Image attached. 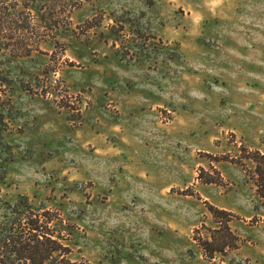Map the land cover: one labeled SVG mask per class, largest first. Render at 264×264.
<instances>
[{
  "label": "rangeland",
  "instance_id": "374dc122",
  "mask_svg": "<svg viewBox=\"0 0 264 264\" xmlns=\"http://www.w3.org/2000/svg\"><path fill=\"white\" fill-rule=\"evenodd\" d=\"M4 5L0 214L90 264H264V0Z\"/></svg>",
  "mask_w": 264,
  "mask_h": 264
},
{
  "label": "trees",
  "instance_id": "16d2710c",
  "mask_svg": "<svg viewBox=\"0 0 264 264\" xmlns=\"http://www.w3.org/2000/svg\"><path fill=\"white\" fill-rule=\"evenodd\" d=\"M46 1V0H42ZM67 5L71 0H53ZM9 5L0 17H8ZM227 214L225 210H215ZM215 211L213 213H215ZM43 217V218H42ZM53 217L46 211L37 212L34 207L16 204L0 214V264H90L87 259H72L71 249L63 242L61 232L52 226ZM217 231L225 232L218 242L215 236L202 243L209 257L215 252L224 253L228 248L236 247V236L228 225V218H221ZM209 247V248H208Z\"/></svg>",
  "mask_w": 264,
  "mask_h": 264
}]
</instances>
